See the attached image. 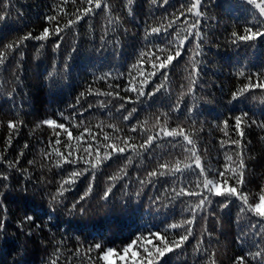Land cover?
Instances as JSON below:
<instances>
[{"label": "trees", "instance_id": "obj_1", "mask_svg": "<svg viewBox=\"0 0 264 264\" xmlns=\"http://www.w3.org/2000/svg\"><path fill=\"white\" fill-rule=\"evenodd\" d=\"M6 2L0 0V14L8 13L6 19L0 22V50L4 44L15 42L29 32L39 35L45 27L54 28L56 22H48L45 17L56 15L61 7L69 13L59 16V24L63 26L68 19H74L71 14L76 9L86 6L81 0H76L75 4L72 0H68L67 4L63 0H10L5 8ZM182 2L172 0L171 4L161 6L160 0H133L131 5L127 4V0H109L111 18L115 21L119 17V23L109 24V16L98 10L95 16L85 17L75 28L62 33V42L58 36H51L47 42L25 41L26 47L21 48L24 59L21 60L19 52H16L5 68L0 69V157L4 158L0 162V173L9 177L8 180L0 178V220L5 225L0 232V264H48L57 242L61 240L64 243L59 264H123L125 260L132 264L131 252L124 254L123 258L119 254L110 256L107 262L98 257L109 247L119 253L137 237L147 240L149 232L164 233L167 230L171 239L175 232L169 229V225L188 217L184 209L190 202L188 197L182 198L183 203L171 199L174 195L171 178H160L156 184L144 186L137 198L135 192L141 188L138 178L146 180L147 172L156 169L162 162L161 157L171 167H175L177 160L181 168L194 162L183 147H173L170 138L156 140L148 152H144L139 145L148 136L155 137L163 127L172 129L180 125L196 141V151L206 167L215 171L231 164L226 157H235L238 150L231 144L238 138L233 130L235 116L247 112L245 124L251 120L264 123V90L254 89L245 97L232 101L233 92L248 82L249 75L264 73V38L251 43H231L233 30L243 33L246 26L256 24L254 18L257 12L240 0H209L208 15L202 21L207 42L203 56L198 57L203 63L194 94L188 93L190 81L187 78L191 71L188 64L191 53L187 48L194 47V44L186 45L180 63L169 73L166 90L162 89L152 97H141L138 101L135 92L124 90L130 86V81L140 87V80L144 78L140 76V70L145 77L153 70V60L147 55L143 63L132 68L141 59L139 53L149 52L153 47L144 41V29L166 25ZM129 8L131 15L128 14ZM183 19L181 17V23ZM114 40L120 41L119 46ZM57 42L61 46L54 51ZM40 43H45V47L37 54ZM153 44L164 47L165 37L155 36ZM158 54L166 56L169 53ZM65 64L68 65L67 71ZM240 71L245 75L239 76ZM107 73L111 75L99 79ZM133 77L136 79L133 80ZM161 81L158 73L150 79L146 92L153 91ZM108 92H119L125 99L106 95ZM182 92L185 95L180 101L181 110L174 112L172 109ZM122 103L124 109L118 111ZM132 108L137 111L125 121L123 116ZM189 109L194 111L189 112ZM165 114L167 125L164 124ZM46 120L64 124L67 131L44 124ZM225 120L228 121L226 129ZM9 121L17 122L18 128L9 129ZM133 128L136 130L132 131ZM243 130L247 163L244 190L251 194L252 199L264 188V128L253 125ZM10 135L11 146L7 144ZM57 139L60 140L59 145L55 143ZM179 143L187 146L182 138ZM133 144L137 146L136 151L142 153L141 156H136L131 150ZM106 145L125 147L126 152L123 156L113 154L111 159L102 163L96 170L94 181L90 169L78 178L71 191L65 193L63 204L50 205V194L56 192L60 182L71 171L89 167L85 161L95 163L97 155L103 159ZM57 148L64 155L71 152L78 163L55 167V162L60 159L55 153ZM46 152L51 153L50 158H45ZM128 155L132 156V164L126 168L127 177L117 181L109 200L103 201L101 196L109 186L108 177L125 167ZM17 160L19 164L10 168L9 162ZM29 161L33 163L29 164ZM226 178L231 183V173H227ZM191 179L194 183L197 178L192 176ZM90 182L93 191L78 205L86 208L85 214H69L67 207L84 195ZM175 186L180 187L179 184ZM166 188L168 191H165ZM157 196L159 200L153 203L152 198ZM220 199L214 198L211 206L215 215H210L206 222L197 221L194 229L196 238H190L185 251L177 250L166 256V264H205L202 256L194 251L205 226L212 233V238L209 243L205 235L204 246L216 252L218 264H232L236 255L249 250L257 251V247H252L257 240L259 247L264 248V238L251 235L247 218L237 223V204L221 211L215 202ZM37 209L40 210L38 214ZM34 214L37 215L35 220L25 221L27 215ZM251 222L258 223L256 218ZM29 231L31 236L27 235ZM176 231L182 233L183 229ZM243 232L249 235L241 248L238 238ZM95 243H100L102 248L89 253V246ZM251 264L258 262L252 261Z\"/></svg>", "mask_w": 264, "mask_h": 264}, {"label": "snow or ice", "instance_id": "obj_2", "mask_svg": "<svg viewBox=\"0 0 264 264\" xmlns=\"http://www.w3.org/2000/svg\"><path fill=\"white\" fill-rule=\"evenodd\" d=\"M7 2H10V0H7ZM7 2L5 3V8H7ZM171 2L172 0H160V5L167 6L171 4ZM242 2L250 5L252 10L257 12V16L254 18L256 20V24L254 26H246L243 30V33L233 30L231 32V37L233 38L231 40L232 44L251 43L264 38V0H242ZM63 3L67 4L68 0H63ZM72 3L75 4L76 0H72ZM81 3L86 6L76 9V12L71 14L74 16V19H68L63 26L59 24V16L61 13L66 16L69 15V13L63 7H61L60 12H57L56 15L45 17V20L48 22H56L54 28L50 29L45 27L39 35H33L31 32H29L15 42L4 44L2 46V50H0V69L5 68L9 58L16 52H19L21 60L24 59V52L21 51V48L22 46L26 47L24 43L25 41L35 40L39 42H47L51 36H58L59 41L62 42L64 40L62 33L75 28L76 25H78L79 22L85 17L95 16L98 13V10L105 12L109 16V24H112L113 22L119 23V17H116L115 21H113L111 18L112 9L109 0H81ZM132 3L133 0H127L128 5H131ZM208 3L209 0H183L177 11L171 14L172 18L168 20L166 25L150 26L144 29V41L146 44L153 45V47L149 52H140L139 56L141 59L137 61L136 64H133L132 68H136L137 64L143 63V58L147 55L153 60V63L151 64V68L153 70L148 72L146 77L144 76L143 70H140V76L144 77L140 80V87H136L135 84L130 81V86L124 89L125 91L135 92L137 101L140 100L141 97H152L162 89L166 90V82L168 81L169 73L173 71L174 68L180 63V58L185 54L186 45L192 44H194V47L187 48V51L191 53V55L188 56V64L191 68V71L189 72L187 78L190 81L188 93L194 94V87L197 84L200 75V65L203 63V61L198 59V57L203 56V48L207 42V37L202 30V21L207 18ZM128 14H132L131 8L128 9ZM7 15V12L0 14V22L4 21ZM181 17L184 18L182 23L180 22ZM165 19L168 18L165 17ZM158 35H163L165 37L164 47L153 44L154 37ZM60 42L55 43L53 49L54 51L60 48ZM114 43L116 46H119L120 41L114 40ZM44 47L45 43H40L37 47V54H39L40 50ZM72 51L75 52L76 49L73 48ZM165 51H167L169 54L166 56H161L158 54ZM174 61L176 62L175 64ZM64 68L65 71H67L68 65L65 64ZM185 71H188V68H185ZM158 73L162 78V81L155 85L153 91L146 92L145 88L150 79L156 77ZM110 75V73H107L105 76H102L99 79H105ZM238 75L244 76L245 73L240 71ZM262 77H264V73H254L249 75L247 77L248 82L236 92H233L232 101H235L240 97H245L246 93H251L254 89L264 90V79H262ZM16 78L19 79V76L17 75ZM135 79L136 78L133 77V80ZM109 87H111V85H109ZM181 87H183V85ZM98 94L103 95L105 93ZM9 95L11 96V93ZM106 95H115V97L121 100L125 99L124 97L120 96L119 92H116L115 94L108 92ZM184 95L185 93L183 92L180 94V99L177 101L172 111L180 112V101L183 99ZM252 98L255 99L254 96ZM77 103H79V99L77 100ZM120 109H124L123 103L120 105L118 111ZM136 111V108H132L131 111L127 113V115L123 116V119L125 121L129 120ZM193 111L194 109H189V112ZM61 115L63 114L61 113ZM247 116V112L235 116L233 130L238 138L231 141V144L235 145L238 150L235 154V157H226V160L231 162V164H226L224 169H216L215 171L209 167H206L205 162L202 161L201 156L196 151V141L190 138V135L185 132L182 126L178 125L177 128L172 129L163 127L155 137L148 136L147 140L139 145V148L143 149L144 152L150 151L156 140L166 137L170 138L173 147L181 146L185 152L190 153L191 157L194 158V162L191 164H186L184 168H181L179 166L180 162L177 160L175 167H171L169 162L163 161V157H161L160 160L162 162L158 164L156 169L147 172L146 180L138 178L141 188L139 191L135 192V196L137 198L141 196L144 186L154 185L159 181L160 178H171L174 184V186L171 188V191L174 193L171 199L180 200L182 203L184 202L182 199L183 197H188L190 200L184 209V211L188 213V217L180 223H172L169 225V229L175 232V235L171 239L168 236L167 230L164 233L159 231L149 232L147 234V240H143V237H137L122 250H120L119 253L116 249L109 247L103 251L102 255L98 257V259H102L103 261L107 262L110 256L119 254L123 258L124 254L131 252L132 264H166V261L164 260L166 256L177 252V250L180 252L185 251V246L189 242L190 238H196L194 229L196 227L197 221L203 220L206 222L210 215H215V213L211 211V206L214 202V198L217 197L222 198L215 201L219 205L221 211L229 208V206L234 203L237 204V223H239L243 218H247L249 221L248 228L251 231V235L254 237L264 238V226H260L264 225V188H261L258 196H255L252 199H250L251 194L244 190L247 163L245 159L246 145L243 143V138L245 135L243 130L244 127H252L253 125H256L259 128H264V123H257L256 120H251L250 123L245 124ZM157 119L159 120V117H157ZM43 123L49 126L65 129L64 124H57L54 120H46ZM167 123V114H165L164 124L167 125ZM223 123L226 129L228 127V121L225 120ZM7 127L11 130H16L18 128V123L9 121ZM65 130L67 131V129ZM135 130V128L132 129V131ZM225 134L227 135V133ZM68 136L69 139H71L70 131L68 132ZM180 138L186 142L187 146L191 147L180 145ZM107 139L108 137L105 136V140ZM11 142L12 136L10 135L7 144L11 146ZM55 143L59 145L60 140L57 139ZM124 143L127 145L128 141L125 140ZM248 143H250V141ZM24 147L27 148L28 145L25 144ZM130 147L136 156L142 155L141 152L136 151V145L133 144ZM221 147H224V142L221 143ZM125 152V147L118 148L115 145H106L103 159L99 158V155H97L95 163L85 161L86 164H89V167H86L82 170L71 171L67 178L60 182L56 192L50 194L49 204H63L65 193L72 190V185L77 182L79 177L83 176L91 169L92 180L94 181L96 178V170L102 163L108 159H111L113 154L123 156ZM55 153L58 157H60V159L54 164V166L57 168H62L64 164L75 165L78 163V159L72 158L71 152H69L67 155H64L59 151V148H57L55 149ZM20 155L22 156L23 152H21ZM44 155L45 158H50L51 153L46 152ZM125 158L127 160L125 167L121 168L120 172H118L116 175L108 177L109 186L105 189L103 195L101 196V199L105 202H107L109 197L112 195L113 189L116 187V182L124 179L128 175L126 168L128 165L132 164V156L128 155ZM3 159V157H0V162H2ZM28 163L32 164L33 161H29ZM17 164H19V160H17L15 163L9 162V167L15 168ZM23 171L27 172V169H24ZM227 173H231V183H229V179L226 178ZM192 176L197 178L194 183L191 179ZM209 177H215V179ZM0 178L3 180H8L9 177L5 173H0ZM176 184H179L180 187L177 188L175 186ZM127 186L128 185H125V187ZM5 187H7V185H5ZM24 191H27L26 187L24 188ZM92 191L93 185L90 182L84 195L80 196L78 200L70 205V207H67V212L69 214H75L77 212H79L81 215L85 214L86 208L84 206L78 207V205H81V202L84 201ZM165 191H168V189L166 188ZM0 195H2V193H0ZM158 200L159 196L152 198L153 203H156ZM39 211V209L36 210L37 214ZM36 218V214L27 215L25 217V221L31 222ZM253 218H256L258 223L253 224L251 222ZM48 219H52L50 214H48ZM4 227V222L0 220V232H3ZM37 227L39 226L37 225ZM181 228L183 229L182 233L176 231L177 229ZM31 234L32 233L30 231L27 233L29 236H31ZM205 235H207L208 242L210 243L212 233L208 231L206 226L204 227L203 232L200 234V238L197 240L194 246V251L199 256H202L205 264H218L216 252L210 251L204 246ZM248 235V232H243L242 236L238 238L241 248L244 247ZM142 240L143 246H141L140 243ZM63 243V240L57 242V247L54 250L53 257L49 259L48 264H59L61 246ZM252 247H257L258 250L255 252L249 250L244 254L236 255L232 258V264H251L252 261H257L258 264H264V248L259 247V240H257V243L253 244ZM101 248L102 245L100 243H95L94 245L89 246L88 252L91 253L92 251L100 250ZM76 252L78 255L79 250L77 249ZM89 260L91 261V257H89ZM123 264H128V262L125 260L123 261Z\"/></svg>", "mask_w": 264, "mask_h": 264}, {"label": "rangeland", "instance_id": "obj_3", "mask_svg": "<svg viewBox=\"0 0 264 264\" xmlns=\"http://www.w3.org/2000/svg\"><path fill=\"white\" fill-rule=\"evenodd\" d=\"M240 1H242V0H240Z\"/></svg>", "mask_w": 264, "mask_h": 264}]
</instances>
